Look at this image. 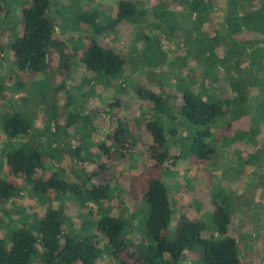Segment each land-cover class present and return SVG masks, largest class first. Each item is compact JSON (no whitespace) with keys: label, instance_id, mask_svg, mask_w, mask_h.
Returning a JSON list of instances; mask_svg holds the SVG:
<instances>
[{"label":"trees","instance_id":"1","mask_svg":"<svg viewBox=\"0 0 264 264\" xmlns=\"http://www.w3.org/2000/svg\"><path fill=\"white\" fill-rule=\"evenodd\" d=\"M64 1L31 0L30 5L23 9L22 35L11 45L20 72L35 74L51 67L52 50L64 46L62 39L58 38V22L53 15L56 13L55 8ZM72 1V7L79 10L76 18L80 30L92 33L81 57L88 74L100 76L107 84V80H114L142 66L141 69L146 72L166 71L178 82L180 78V82H183L185 75L190 77L191 82L183 86L177 101H181L179 115L203 128L194 137L190 149V161L194 165H203L216 154L206 140L213 135V129L219 121L228 115L231 119L249 115L253 101H259L261 105L260 98L264 95V44L254 35L264 32V0H259L252 11L244 14L238 10L240 0H225L226 5L222 7L219 0H170V4H165L167 0H156L155 4L148 0L144 6L134 0H120L116 17L107 13L104 5L96 3L97 0ZM7 3L8 0H0V15L4 13ZM183 12L196 16L191 29L180 26L179 18ZM221 22L224 23L225 35L220 33ZM146 24L152 31H165L171 37L172 49L164 50L158 36L145 34ZM195 32L199 35L196 36ZM122 33L137 34L135 40H142L144 45L138 46L129 55L123 47H105L101 42L108 35L118 40V35ZM1 46L0 43V51ZM220 50L223 54H220ZM136 58L147 61V64L143 66L136 63ZM71 59L70 54H61L62 71L68 73ZM195 65L204 71L203 80L198 83L206 84L207 81L215 89L211 95L194 88L192 68ZM219 68L229 74V77L226 76L227 82L236 94L232 98L222 94ZM234 71H239L240 76H234ZM242 71L246 73L241 75ZM152 86L161 88V94L148 89ZM4 89L5 86L0 83V97H3ZM253 89H257L258 93L253 95ZM163 91L161 85L156 81L150 83L148 77L144 87L140 86L136 90L139 99L151 103L153 117L168 113ZM94 116L95 113L84 114V110L76 114L68 110L62 123H59V117H52L51 126L37 138L38 143L34 137L32 144L30 138L31 142L24 140L9 152L6 156L8 177H0V206L15 203L27 187L32 186L37 194L47 196L52 201L62 197L72 198V207L78 212L79 220L86 217L83 213L91 211L90 205L94 204L98 220L92 224L86 218L81 224L79 222V228L76 229L71 216L64 212L65 206L50 208L43 218L33 220L29 226H23L10 234L8 232L4 238L9 239V245L0 238V264H37L36 260L42 264H97L107 246L109 259L113 261L108 264H178L188 261L189 255L198 247L201 248L203 264H243L238 241L232 235L233 218L221 208L214 215L217 227L215 234L204 237L200 223L181 218L175 239L169 240L174 211L166 176L170 167H175L182 158L173 153L166 128L158 119L146 124V130L152 137V144L148 147L150 165L144 166L132 178L129 189L131 200L143 198L149 206L146 227L152 243L142 246L140 242L134 241V244L128 232L130 221L121 216L125 210L114 212L111 161L117 155L125 159L130 154L126 152L134 150L136 145L128 126L122 125L126 124L122 123L123 120L105 134L104 141L99 143L101 152L109 161L100 163L91 172L84 169L81 183L80 180L68 182L56 172L47 179L38 177V172L46 169L47 158L42 149L47 136L48 143L56 152L55 159L59 162L55 165L60 167V162L68 154L76 152L77 156H81L90 146L93 133H97L95 137L102 134L93 128ZM76 123H79L76 129L82 132L81 144L67 149L64 144L71 136L68 131ZM4 130L8 138L15 139L31 134L34 129L23 116L13 114L4 120ZM115 163L118 166L119 162ZM73 167L80 168L77 162ZM119 205L126 208L120 201ZM22 214L32 216L25 212ZM36 222L38 225L34 232L32 226ZM8 224L4 227L5 231ZM72 229L79 231L73 232ZM80 231H84V235H78L82 233ZM102 238L106 245L104 249ZM39 255L41 257L38 259Z\"/></svg>","mask_w":264,"mask_h":264},{"label":"rangeland","instance_id":"2","mask_svg":"<svg viewBox=\"0 0 264 264\" xmlns=\"http://www.w3.org/2000/svg\"><path fill=\"white\" fill-rule=\"evenodd\" d=\"M53 1L55 3L58 0ZM118 1L120 0H97L96 3L104 5L106 12L116 17ZM134 1L141 6L148 3V0ZM150 2L155 4L156 0H150ZM30 3L31 0H8L4 13L0 15V43L2 45L0 83L5 86L4 95L0 97V177H8L6 172L7 154L24 140L31 142L30 138L33 141L35 137V141L37 140L36 143H38L37 138L51 126L52 117H59V123H61L65 120L68 110L73 114L84 110V114L94 115L95 113L93 128L102 134L94 138L93 133L90 146L81 153V156H77L76 152L73 155L68 154L60 162V164L62 163L60 167L55 165L59 162L55 159L56 152L48 143L47 136L42 149L47 158L46 169L38 172V177L41 178L47 179L53 172H56L60 178L68 182L80 180L81 183L84 169L91 172L96 170L100 163L109 161L101 152L99 143L104 141L105 134L117 127L120 124L119 121L123 120L122 123L126 124L122 125L128 126V131L136 145L134 150L126 152V154H130H125V159H121L117 155L116 159L111 161L113 165L111 177L114 178L113 191L115 193L114 212L120 213L125 210L121 216L130 221L128 232L133 243L134 241L140 242L142 246L152 243L146 227L149 206L143 198L131 200L129 189L132 178L144 166L150 165L148 147L152 144V137L146 130V124L158 119L166 128L173 153L182 158L175 167H170L166 176L174 211L169 229V240L175 239V231L181 218L200 223L204 237L215 234L217 227L214 215L221 208L233 218L232 235L238 241L242 263L264 264V95L260 98L261 105H259V101L251 103L249 115L239 119H231L228 115L217 123L213 129V135L206 140L216 151V154L209 162L196 166L190 161V149L194 137L203 128L179 115L178 106L181 101H177L183 86L191 82L189 76L185 75L184 81L180 82V78L178 82L172 77L173 75L166 71L162 73L152 70L146 72L141 69L142 66H139L138 70L129 71L127 74L119 76L120 78L107 80V84L102 81L100 76L91 74L90 78L85 77V74L80 72L81 57L92 33L89 30H80L81 27L76 18L79 10L72 7L74 5L72 0L62 2L60 7L55 8L56 13L53 14L58 25L65 30L66 40H62L64 46H57L55 50H52L53 63L51 67L35 74L20 72L16 67L11 45L22 35L23 9ZM170 3L171 1L167 0L165 4ZM258 4L259 0H240L238 10L244 14L252 11ZM67 5L70 6L65 7ZM219 5L221 7L226 5V1L219 0ZM195 17L189 12H183L179 18L180 26L183 29H191ZM149 19L152 20L151 17ZM218 19L220 20V17ZM148 24L144 27L145 34L158 36L163 49L171 50V37L165 31H152ZM220 33L225 35L223 22L220 23ZM77 34H80V37H73ZM136 35L122 33L118 35V40L108 35L101 42L105 47H123L130 55L132 50H137L138 46L144 45L142 40H135ZM195 35L198 36L199 33L195 32ZM254 37L264 44V32L255 34ZM63 52L72 56L71 68L68 73L62 71L60 67V58ZM220 54H223L222 50H220ZM135 62H139L143 66L147 64V61H140L139 58H136ZM192 69H194L192 74L195 77L194 88L205 95H211L215 89L210 83L207 81L206 84L198 83L203 80V68L195 65ZM218 72L221 75L223 96L234 97L236 94L226 79V76L229 77L228 72L223 68H219ZM245 73L242 71L241 75ZM236 75L240 76V72L234 71V76ZM147 77L150 78V83L156 81L163 87V96L168 105L166 115L157 114L153 117L151 103L139 99L136 90L140 86L144 87ZM217 86L219 85L217 84ZM99 88L104 91H100ZM148 89L155 93L158 90L157 94H161V88L152 86ZM252 93L255 95L258 90L253 89ZM66 101H68L67 105ZM13 114L23 116L33 127V132L24 137L8 138L4 130V120ZM77 127H79V123H76L75 127H71L68 131L71 136L69 141L66 140L64 144L65 147L67 145V149L81 144L82 132H79ZM117 161L119 162L118 166L115 163ZM75 162L80 168L73 167ZM25 191L15 203L0 206V238L6 240L8 245L9 239L4 238L8 232L10 234L23 226H29L34 221L43 218L50 208L65 206V208L63 207L64 212L71 216L76 229L79 228V222L81 224L86 218L91 220L92 224H95L99 218L98 215L95 216L97 208L94 204L90 205L91 211L83 213V216L86 217H81L79 220L78 212L72 207V198L62 197L52 201L47 196L37 194L32 186H28ZM119 201L120 204H125L126 208H121ZM22 212L32 216L22 214ZM7 222L9 224L5 231L4 227ZM37 225L38 222L32 226L34 232ZM76 229L74 230L78 232L79 230ZM74 230L73 232H75ZM80 232L78 235L85 233L84 231ZM106 242L108 243V240ZM101 243L104 249L106 245H104L103 238ZM107 250L108 246L103 250L101 260L97 264L113 262L109 259ZM40 252L42 253L41 247ZM201 255V248L198 247L189 255L188 261L178 264H203ZM40 257V255L37 256L38 259ZM35 263L42 264L37 260Z\"/></svg>","mask_w":264,"mask_h":264},{"label":"crops","instance_id":"3","mask_svg":"<svg viewBox=\"0 0 264 264\" xmlns=\"http://www.w3.org/2000/svg\"><path fill=\"white\" fill-rule=\"evenodd\" d=\"M182 14V13H181ZM180 14V15H181ZM57 33H58V38H60V39H62V40H66V32H65V30L62 28V27H60L59 25H58V28H57ZM73 37H80V34H77V35H75V36H73ZM112 47V46H111ZM58 57V56H57ZM81 71L80 72H83L84 74H85V77L86 76H88V78H90L91 76V74H88L87 72H86V68H85V66L83 65V64H81ZM76 70H77V68H76ZM100 89V91H104L103 89H101V88H99ZM98 89V90H99ZM157 93H158V90H157ZM107 94V93H106ZM100 96V95H99ZM63 98V97H62ZM63 122V121H62ZM61 122V123H62ZM53 131H54V129H53ZM97 134V133H96ZM96 134H94V138H96L95 137V135ZM97 142V141H96ZM8 171V167L6 166V172Z\"/></svg>","mask_w":264,"mask_h":264}]
</instances>
